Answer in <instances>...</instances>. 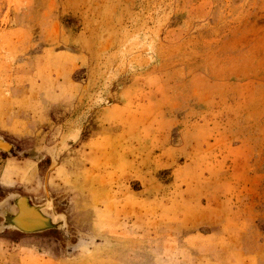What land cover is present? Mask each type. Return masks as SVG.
Segmentation results:
<instances>
[{
  "label": "rangeland",
  "instance_id": "374dc122",
  "mask_svg": "<svg viewBox=\"0 0 264 264\" xmlns=\"http://www.w3.org/2000/svg\"><path fill=\"white\" fill-rule=\"evenodd\" d=\"M0 264H264V0H0Z\"/></svg>",
  "mask_w": 264,
  "mask_h": 264
}]
</instances>
